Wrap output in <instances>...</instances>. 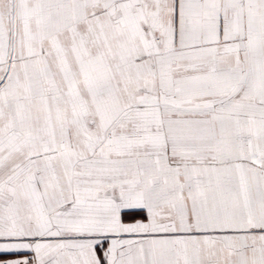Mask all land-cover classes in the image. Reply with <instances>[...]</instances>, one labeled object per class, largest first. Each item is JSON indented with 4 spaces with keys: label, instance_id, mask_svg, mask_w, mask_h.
Segmentation results:
<instances>
[{
    "label": "snow or ice",
    "instance_id": "snow-or-ice-1",
    "mask_svg": "<svg viewBox=\"0 0 264 264\" xmlns=\"http://www.w3.org/2000/svg\"><path fill=\"white\" fill-rule=\"evenodd\" d=\"M0 264H264V0H0Z\"/></svg>",
    "mask_w": 264,
    "mask_h": 264
}]
</instances>
